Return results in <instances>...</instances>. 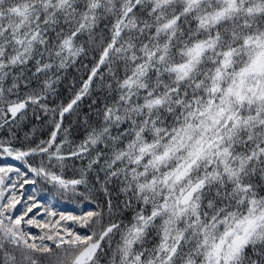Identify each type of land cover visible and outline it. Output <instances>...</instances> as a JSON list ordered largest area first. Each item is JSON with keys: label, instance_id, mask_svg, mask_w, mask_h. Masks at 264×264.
<instances>
[{"label": "snow or ice", "instance_id": "6c2138e0", "mask_svg": "<svg viewBox=\"0 0 264 264\" xmlns=\"http://www.w3.org/2000/svg\"><path fill=\"white\" fill-rule=\"evenodd\" d=\"M0 129V264H264V0H0Z\"/></svg>", "mask_w": 264, "mask_h": 264}, {"label": "trees", "instance_id": "16d2710c", "mask_svg": "<svg viewBox=\"0 0 264 264\" xmlns=\"http://www.w3.org/2000/svg\"><path fill=\"white\" fill-rule=\"evenodd\" d=\"M102 26V25H101ZM98 51L89 52L79 58L77 62L68 68L66 71L61 73V82L56 85V93L51 95L47 103L55 107L60 104H67L70 99L73 98L75 92H77L82 87V82L87 79L90 74V69L94 66L95 61L98 59ZM101 73L107 75V69L101 66ZM98 83V78H97ZM109 100L105 90L100 89L97 84L94 83L89 95H85L81 101L78 102V106L75 110L66 114L64 118V127L70 129L69 139L75 143H79L83 139L86 132V125L83 123L84 119L87 117L90 123H96V110L103 107L104 103ZM52 128L48 123L47 118L43 121L35 119L34 116L29 113L28 118L24 121L21 128L16 129L17 135L20 138V143H26L24 137L27 133L30 137V142L38 143L42 139H47ZM7 132L0 129V138L7 137ZM62 136H58V140ZM16 146H20L19 143ZM11 162V161H9ZM71 163V162H70ZM79 166V161L76 162ZM72 175L71 169L68 172V176ZM31 192L29 187L28 192ZM19 207V206H18ZM58 210L64 211H78V207L70 202L61 201L56 205ZM35 231V230H33ZM103 264V261H102Z\"/></svg>", "mask_w": 264, "mask_h": 264}]
</instances>
